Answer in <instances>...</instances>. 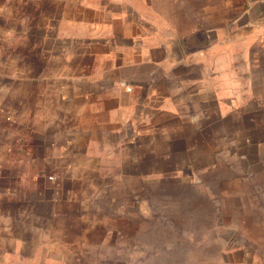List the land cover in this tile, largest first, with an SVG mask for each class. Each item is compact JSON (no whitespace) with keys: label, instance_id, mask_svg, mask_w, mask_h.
Segmentation results:
<instances>
[{"label":"crops","instance_id":"1","mask_svg":"<svg viewBox=\"0 0 264 264\" xmlns=\"http://www.w3.org/2000/svg\"><path fill=\"white\" fill-rule=\"evenodd\" d=\"M203 176L264 192V0H0V264H121L137 193ZM251 200L142 264H264Z\"/></svg>","mask_w":264,"mask_h":264},{"label":"rangeland","instance_id":"2","mask_svg":"<svg viewBox=\"0 0 264 264\" xmlns=\"http://www.w3.org/2000/svg\"><path fill=\"white\" fill-rule=\"evenodd\" d=\"M254 166L257 162H249V165ZM234 168H241V162L234 165ZM222 176H218V178H213L203 176L201 179H197L196 177L186 178V180L191 183L190 187L184 189L182 192H166L159 191L154 188V191L150 190H142L137 193V198L135 199L137 204V213L136 218L132 219L130 223H136L134 228H136V239L130 246L129 244V236L125 237L121 240L122 248H130V247H138V253H135L134 257L129 256L128 254L123 255L119 258H116V262L118 259L121 264H137L136 260H138V264L145 263L146 258V244H148V249L155 250L157 249H169L175 252L180 251L188 252V249L198 248L200 250H204V252H211L219 249V247H215L214 245L206 244L201 235H205L206 232H209V228L212 225V221L215 215H213V211L211 212L209 209V204H207L209 197L214 200V206L217 207V216H221L225 214L228 208H232L237 212H246L249 209V204L254 201L251 200V196L255 199V202L259 201V203H264V192H256L251 190L244 189L246 191H242L243 183L239 188L234 184L235 189L233 188L234 193H228L226 191V187L220 179ZM217 179V181H216ZM173 183V181L169 182V186ZM208 184H211L212 187L217 186V191L210 192ZM256 187H263L261 183L254 182ZM169 186L165 185V188L168 189ZM189 186L187 182V187ZM196 187V188H195ZM222 187V188H221ZM255 188V187H253ZM170 189L173 191V187ZM200 189L202 192H197L195 190ZM217 196V197H216ZM244 210V211H243ZM215 213V211H214ZM150 228V229H147ZM153 228V230H152ZM261 225H258L255 233H260ZM248 229L244 228V226L240 225H230L225 226V224L216 226V230L214 232L219 234H233L234 240H238L239 243L241 241L242 234H247ZM154 235V240L146 241L145 237L149 234ZM147 234V235H146ZM196 235V240L194 236ZM162 236V237H160ZM189 238H192L189 239ZM252 237H246L245 244L249 239V242H253ZM229 244H233L230 242ZM228 244V245H229ZM211 246V247H210ZM173 264H178V262L183 263V260L186 259V264H192L189 262V257L184 256V253L177 257L174 256Z\"/></svg>","mask_w":264,"mask_h":264},{"label":"built area","instance_id":"3","mask_svg":"<svg viewBox=\"0 0 264 264\" xmlns=\"http://www.w3.org/2000/svg\"><path fill=\"white\" fill-rule=\"evenodd\" d=\"M130 90V88H128Z\"/></svg>","mask_w":264,"mask_h":264}]
</instances>
